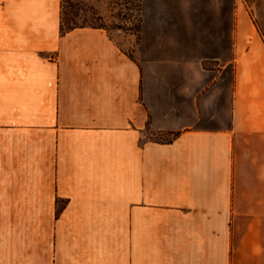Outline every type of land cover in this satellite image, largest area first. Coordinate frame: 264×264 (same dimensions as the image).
I'll return each mask as SVG.
<instances>
[{
	"label": "crops",
	"instance_id": "obj_1",
	"mask_svg": "<svg viewBox=\"0 0 264 264\" xmlns=\"http://www.w3.org/2000/svg\"><path fill=\"white\" fill-rule=\"evenodd\" d=\"M140 5L0 0V264H264V0Z\"/></svg>",
	"mask_w": 264,
	"mask_h": 264
},
{
	"label": "rangeland",
	"instance_id": "obj_2",
	"mask_svg": "<svg viewBox=\"0 0 264 264\" xmlns=\"http://www.w3.org/2000/svg\"><path fill=\"white\" fill-rule=\"evenodd\" d=\"M140 9V0H62L63 27H102L122 50L132 54L140 29ZM174 135L150 129L144 139L169 141Z\"/></svg>",
	"mask_w": 264,
	"mask_h": 264
},
{
	"label": "trees",
	"instance_id": "obj_3",
	"mask_svg": "<svg viewBox=\"0 0 264 264\" xmlns=\"http://www.w3.org/2000/svg\"><path fill=\"white\" fill-rule=\"evenodd\" d=\"M63 25H64V19H63V17H61V30L63 33L67 32L73 28L80 27V26H73V27L64 28ZM97 27H99V26H97Z\"/></svg>",
	"mask_w": 264,
	"mask_h": 264
}]
</instances>
